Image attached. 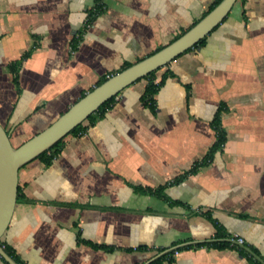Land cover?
I'll use <instances>...</instances> for the list:
<instances>
[{
  "label": "crops",
  "instance_id": "obj_1",
  "mask_svg": "<svg viewBox=\"0 0 264 264\" xmlns=\"http://www.w3.org/2000/svg\"><path fill=\"white\" fill-rule=\"evenodd\" d=\"M216 1L105 0L73 47L95 0H0V122L13 145L103 76L174 41ZM167 71L154 109L142 101L149 80H138L83 134L67 136L51 164L20 169L2 238L20 264H143L174 247L161 264H253L216 242L264 261V0H237L205 44L157 80ZM218 113L225 144L196 167L216 143Z\"/></svg>",
  "mask_w": 264,
  "mask_h": 264
},
{
  "label": "water",
  "instance_id": "obj_2",
  "mask_svg": "<svg viewBox=\"0 0 264 264\" xmlns=\"http://www.w3.org/2000/svg\"><path fill=\"white\" fill-rule=\"evenodd\" d=\"M236 2L237 0H221L212 10L174 41L108 76L102 84L85 93L51 125L23 144L13 145L7 130L0 122V256L2 258L9 264H20L7 252L1 242L11 223L17 204L20 169L52 148L77 126L84 123L106 101L117 96L139 79L166 66L178 56L193 48L223 22ZM241 246L245 247L244 244ZM177 249L178 247H174L173 249L161 251L143 264H150L170 251ZM262 263L264 264V261Z\"/></svg>",
  "mask_w": 264,
  "mask_h": 264
},
{
  "label": "trees",
  "instance_id": "obj_3",
  "mask_svg": "<svg viewBox=\"0 0 264 264\" xmlns=\"http://www.w3.org/2000/svg\"><path fill=\"white\" fill-rule=\"evenodd\" d=\"M100 0H95V3L96 6L94 8V12H97L98 13V16L100 14H102L104 11H105V8L100 4L99 2ZM221 0H217L213 6L210 7V9L207 11V13L212 10ZM96 19V18H95ZM198 22V21H197ZM182 35V34H180ZM179 35V36H180ZM206 42V37L203 38L198 44H196L194 47L196 46H200V45H203L205 44ZM132 63H126L122 69L130 66ZM162 68V67H161ZM157 69L153 72H151L150 74H148L147 76L141 78V79H148L149 80V83L145 89V92L144 94L142 95V101L145 105L147 106H150L151 108H155V105H156V102H155V95L158 93V91L160 90V88L164 85L166 79L170 76V75H173L172 72L170 71H167L165 72L163 75H162V78L158 81L157 80V72L161 69ZM108 78V76H103L98 82H97V85H100L102 84L106 79ZM139 79V80H141ZM92 90V89H91ZM119 95V94H118ZM117 95V96H118ZM84 96V94H83ZM117 96H114L112 97L110 100L106 101L103 105H101L99 107V109H97L94 113H92L88 119L80 124L79 126H77L70 134H68L67 136L69 135H81L83 134L89 124H93L95 121H97L99 118H102L106 112L116 103V98ZM87 122V124H86ZM213 126L215 128V132H216V143L213 147V149L211 150V152L207 155L206 159L202 160L199 164H197L196 167L202 165V164H206V163H209L211 162L212 160V156H213V152L216 151L217 149H221L223 147V145L225 144V141H226V136H225V131L222 127V124H221V119H220V114L218 113L215 117V119L213 120ZM66 136V137H67ZM65 137V138H66ZM65 138H63L62 140H60L57 144H55L52 148H50L49 150L45 151L44 153H42L40 156H38L36 159H40L42 161H44L47 165L51 164L56 158L57 156L59 155L61 149H62V146H63V143H64V140ZM195 167V169H196ZM194 169V170H195ZM162 190L159 189L158 191H153V193H156L161 196V197H165V195L161 192ZM18 195H19V190H18ZM223 234H218V236L222 237ZM1 242L2 244L4 245L5 249L7 250L8 253H10L17 261H19V259L16 257V255L14 254V251L12 250V248L5 244L3 242V240L1 239ZM213 245L215 246H218V247H225V246H236L240 252L246 256L249 261H251L253 264H263L261 263L259 260L255 259L252 255H250L247 251H245L243 248H240L238 247L237 245L235 244H232L231 242H216L214 243ZM2 258V257H1ZM165 258V257H162V258H159L153 262H151L150 264H161V261L162 259ZM5 262H7L4 258H2Z\"/></svg>",
  "mask_w": 264,
  "mask_h": 264
},
{
  "label": "built area",
  "instance_id": "obj_4",
  "mask_svg": "<svg viewBox=\"0 0 264 264\" xmlns=\"http://www.w3.org/2000/svg\"><path fill=\"white\" fill-rule=\"evenodd\" d=\"M99 2L106 9L105 0H100ZM96 4L97 3H94V5L87 10L86 17H85V20H84V25H83V33H81V34L78 35V38L74 42V46L73 47H76V46L79 45L80 39L83 36V34L86 31H88V29H90L93 26V23L95 21V18H97V16H98V13L97 12H94V8H95ZM232 240L235 241L238 244H241V245L245 243V240L242 237L238 236V235L234 236L232 238Z\"/></svg>",
  "mask_w": 264,
  "mask_h": 264
}]
</instances>
